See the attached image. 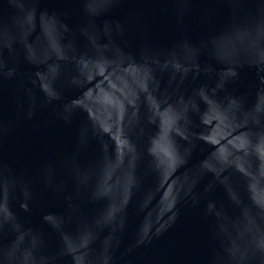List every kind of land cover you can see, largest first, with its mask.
Returning a JSON list of instances; mask_svg holds the SVG:
<instances>
[{
	"label": "water",
	"instance_id": "1",
	"mask_svg": "<svg viewBox=\"0 0 264 264\" xmlns=\"http://www.w3.org/2000/svg\"><path fill=\"white\" fill-rule=\"evenodd\" d=\"M0 264H264V0H0Z\"/></svg>",
	"mask_w": 264,
	"mask_h": 264
}]
</instances>
